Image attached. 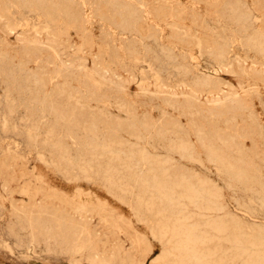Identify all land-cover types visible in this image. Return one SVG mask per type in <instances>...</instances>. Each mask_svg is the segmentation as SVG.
<instances>
[{"label":"rangeland","instance_id":"obj_1","mask_svg":"<svg viewBox=\"0 0 264 264\" xmlns=\"http://www.w3.org/2000/svg\"><path fill=\"white\" fill-rule=\"evenodd\" d=\"M192 251L264 264V0H0V264Z\"/></svg>","mask_w":264,"mask_h":264},{"label":"bare ground","instance_id":"obj_2","mask_svg":"<svg viewBox=\"0 0 264 264\" xmlns=\"http://www.w3.org/2000/svg\"><path fill=\"white\" fill-rule=\"evenodd\" d=\"M57 1V0H56ZM126 2V1H125ZM164 2H165V0H164ZM57 3V2H56ZM60 4V3H59ZM129 5V4H128ZM76 6V5H75ZM74 6V7H75ZM97 8H99V7H97ZM140 8V7H139ZM141 9V8H140ZM72 10V9H71ZM83 11V10H82ZM247 13V12H246ZM80 14V13H79ZM144 14V13H143ZM83 15V14H82ZM246 15V14H245ZM84 16V15H83ZM246 17H248V16H246ZM89 19V18H88ZM111 19V18H110ZM253 19H255V18H253ZM252 19V20H253ZM258 19V18H257ZM99 20V19H98ZM102 20V19H101ZM136 21V20H135ZM134 21V22H135ZM76 22V21H75ZM110 22H112V21H110ZM132 22V21H131ZM257 22V21H256ZM255 22V23H256ZM23 24H24V22H23ZM104 24V23H103ZM110 24V23H109ZM135 24V23H134ZM99 25H100V22H99ZM114 25V24H113ZM117 26V25H116ZM115 26V27H116ZM134 26V25H133ZM35 28H37V27H35ZM85 28V27H84ZM137 28V27H136ZM253 28H255V27H253ZM130 29V28H129ZM45 31H47L46 29H44ZM44 30H41V33H43L42 31H44ZM109 30V29H108ZM75 31V30H74ZM76 32V31H75ZM138 32H139V30H138ZM137 32V33H138ZM133 33V32H132ZM131 33V34H132ZM83 34V33H82ZM144 35V34H143ZM142 36V35H141ZM33 37V36H32ZM133 37V36H132ZM132 37H130V38H132ZM134 38V37H133ZM139 38V37H138ZM125 39V38H124ZM40 40H41V38H40ZM249 40V39H248ZM20 42V41H19ZM21 43V42H20ZM31 42H30V40H29V43H27V44H30ZM41 43V42H40ZM23 44V43H22ZM21 45V44H20ZM20 45H19V47H20ZM25 45V44H24ZM31 45H32V43H31ZM35 45V44H34ZM36 47V46H35ZM36 50V49H35ZM37 51V50H36ZM54 54H56L55 53V51H54ZM56 57V56H55ZM243 70V69H242ZM35 79V78H34ZM24 97V96H23ZM23 97H22V99H23ZM237 97V96H236ZM5 98V97H4ZM25 98H26V96H25ZM226 102V101H225ZM217 103V102H216ZM223 103V102H222ZM73 135V134H72ZM72 140V139H71ZM74 142V141H73ZM131 153V152H130ZM136 154V153H135ZM142 155V154H141ZM116 157V156H115ZM164 158V157H163ZM142 159V158H141ZM148 162V161H147ZM163 162H165L164 160H163ZM160 166V165H159ZM160 170H161V168H160ZM164 172H166V170H164ZM159 174H160V172H159ZM174 174V173H173ZM164 175H166V174H164ZM161 178H162V176H160ZM154 178V177H153ZM167 183H168V181H167ZM203 184V183H202ZM174 187V186H173ZM177 187V186H176ZM166 188V187H165ZM175 188V187H174ZM190 189L192 188V187H189ZM178 189V188H177ZM167 190V189H166ZM192 190H193V188H192ZM201 190V189H200ZM187 191V190H186ZM191 191V190H190ZM192 192H194V191H192ZM216 204V203H215ZM214 206V205H213ZM221 208V207H220ZM96 209V208H95ZM174 218V217H173ZM30 231V230H29ZM31 232V231H30ZM186 239V238H185ZM193 239V238H192ZM192 239H189L188 240V242H189V244L190 243H193V240ZM9 240V239H8ZM17 242V241H16ZM20 243V242H19ZM24 243V242H23ZM22 243V244H23ZM32 243V242H31ZM18 244V243H17ZM33 244H35V243H33ZM16 245V244H15ZM28 245H29V243H28ZM13 246H14V244H13ZM30 246H31V244H30ZM17 247V246H16ZM23 247V246H22ZM9 248V247H8ZM13 249V248H12ZM15 249V248H14ZM19 248H17L16 250H18ZM31 249V248H30ZM30 249H28V250H30ZM46 249H47V247H46ZM185 249V248H184ZM11 250V249H10ZM14 251V250H13ZM17 252V251H16ZM18 252H20V254H22V253H24L23 251H22V253H21V250H19ZM19 254V253H18ZM25 254V253H24ZM23 255V254H22ZM26 255V254H25ZM35 255V254H34ZM61 255V254H60ZM48 256V255H47ZM54 256V255H53ZM23 257V256H22ZM49 257V256H48ZM24 258V257H23ZM55 258H58V257H55ZM62 258V257H61ZM25 259H26V256H25ZM189 259L194 263V264H209L208 263V261L207 260H205V258L204 257H200V256H198L195 252H191L190 253V256H189ZM24 260V259H23ZM31 260H32V257H31ZM65 260V259H64ZM31 263H33V260L32 261H30ZM29 262V263H30ZM26 263V262H25ZM66 263V262H65ZM72 263V262H71ZM60 264V263H59ZM61 264H63V263H61Z\"/></svg>","mask_w":264,"mask_h":264}]
</instances>
